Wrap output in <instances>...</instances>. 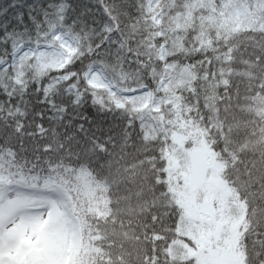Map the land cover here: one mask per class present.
Instances as JSON below:
<instances>
[{"label":"snow or ice","instance_id":"snow-or-ice-1","mask_svg":"<svg viewBox=\"0 0 264 264\" xmlns=\"http://www.w3.org/2000/svg\"><path fill=\"white\" fill-rule=\"evenodd\" d=\"M0 264H264V0H0Z\"/></svg>","mask_w":264,"mask_h":264}]
</instances>
